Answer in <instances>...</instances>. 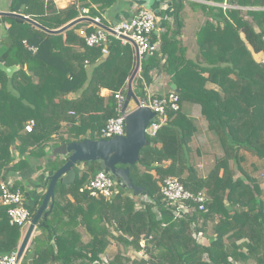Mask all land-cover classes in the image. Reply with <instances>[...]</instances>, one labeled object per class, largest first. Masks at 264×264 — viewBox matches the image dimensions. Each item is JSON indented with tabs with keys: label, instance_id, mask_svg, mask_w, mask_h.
<instances>
[{
	"label": "trees",
	"instance_id": "1",
	"mask_svg": "<svg viewBox=\"0 0 264 264\" xmlns=\"http://www.w3.org/2000/svg\"><path fill=\"white\" fill-rule=\"evenodd\" d=\"M113 3L75 0L58 9L53 0H10L0 3V12L56 31L79 15L95 18ZM227 3L259 9L225 14L217 9L216 24L207 22L197 33L195 57H187L166 33L159 53L142 58L136 97H145L143 79L157 70L179 91V110L166 109L165 122L154 137H146L149 146L129 167V178L145 198L120 188L109 200L89 196L86 185L99 172L98 164H78L72 184H56L53 208L36 224L19 264H264L262 181L253 173L264 174V66L253 58L264 54V0ZM80 29L95 28L81 22L53 34L0 16V63L18 68L10 77L0 70V182L11 179L12 190L23 195L19 176L27 171L45 175L63 164L61 157L52 158L53 148L100 139L101 129L117 114L113 94L133 72L130 45L110 38L105 57L100 48L85 46ZM150 42H156L154 33ZM103 89L107 96H101ZM185 105L199 108L218 149L205 175L198 170L204 155L195 144L198 125ZM29 121L34 125L28 133ZM167 177L193 194L202 192L204 209L189 203L191 214L175 218V206L160 194ZM36 196L28 209L31 219L44 190ZM22 238V230L10 226L0 206V255L16 251ZM111 245L116 251L107 258Z\"/></svg>",
	"mask_w": 264,
	"mask_h": 264
},
{
	"label": "built area",
	"instance_id": "2",
	"mask_svg": "<svg viewBox=\"0 0 264 264\" xmlns=\"http://www.w3.org/2000/svg\"><path fill=\"white\" fill-rule=\"evenodd\" d=\"M93 31L87 32L86 29L78 30V36L83 40L88 48H100L102 53L107 55L108 43L113 38L121 43V45H136L140 58L146 54L156 52L155 45L150 42V36L156 30V16L149 10H139L129 20L121 21L108 28V31L99 27V18H91ZM32 51L35 49L29 48ZM264 66V54L257 61ZM127 91L126 85L113 94L116 101V116L109 119L100 131V139L109 140L116 136H123L125 131V117L131 112L127 107L122 113V107ZM139 102H143V106L149 108L156 116V121L150 123L146 130V137H154L166 120V109L171 111L179 110V100L176 93H169L167 96L160 98H152L148 94L145 97L138 98ZM34 123L29 121L25 127L26 132H31ZM12 180L0 182V206L6 208L10 226H16L21 230L29 225L31 214L25 205V198L20 189L12 190ZM89 196L93 198L103 197L106 200L111 199L117 192L116 183L104 171L97 172L90 178L86 185ZM160 194L164 200L175 206L174 217L181 218L190 215L192 207L189 203L198 206L199 210L204 209L206 201L205 195L200 192L193 194L187 191L183 185L173 177H167L160 186ZM145 198V196L143 197ZM17 251L8 255H0V264H19L17 261Z\"/></svg>",
	"mask_w": 264,
	"mask_h": 264
},
{
	"label": "water",
	"instance_id": "3",
	"mask_svg": "<svg viewBox=\"0 0 264 264\" xmlns=\"http://www.w3.org/2000/svg\"><path fill=\"white\" fill-rule=\"evenodd\" d=\"M0 16H12L19 18L22 21L31 23L36 27L53 34L62 33L81 22H93L90 18L79 17L59 30L49 31L28 17L22 15L0 12ZM115 24L116 23L113 25ZM99 27L108 31V28L102 25H99ZM130 43L134 49L135 65L126 84L127 91L122 107V113L128 107L130 101L135 104V108L125 117L124 135L116 136L109 140H92L88 137L80 142L61 143L59 146L51 150L52 158L57 156L61 157L63 159V164L55 172L45 174L42 183L37 181V184L34 185V189L38 192L44 190V196L18 247L17 261L20 262L23 257L38 221L45 220L52 210L56 184L58 182L63 185L72 184L76 177L74 167L78 164L95 162L98 164L97 170L106 172L107 175H109V177L116 183V188H120L125 192H131L135 196H146L142 188L133 185L131 179L129 178V167L138 162L141 149L149 146L145 130L150 123L156 121V116L149 108L143 106V102L138 101L133 92L132 83L140 68L141 58L136 45L132 42ZM148 56L149 55L146 54L145 59L148 58ZM0 70L10 77L18 70V68L15 66L6 67L0 63ZM170 89L175 91V85L171 84ZM175 93L178 94L179 91L176 90ZM37 199V196L33 198L29 197V200L32 201L31 205H34ZM146 243L147 242L144 244L146 245Z\"/></svg>",
	"mask_w": 264,
	"mask_h": 264
},
{
	"label": "crops",
	"instance_id": "4",
	"mask_svg": "<svg viewBox=\"0 0 264 264\" xmlns=\"http://www.w3.org/2000/svg\"><path fill=\"white\" fill-rule=\"evenodd\" d=\"M53 1L58 9H65L75 2V0ZM0 3L10 4V0H2ZM142 9L149 10L156 16V30L154 32L156 35V42H153V44L156 47L157 53H159L161 46L160 37L167 33L179 42L182 52H184L187 57H195L197 54V46L195 44L197 33L201 26L207 22L216 24L217 17L215 18L213 15L217 13V9H221L223 14H225L228 10L248 11L258 10L259 8L234 6L228 4L227 0H114V3L106 11L100 13L97 18L100 20V25L107 28L114 23L117 24L121 21L129 20L136 12ZM79 17L84 16L79 15ZM242 37L241 35V38ZM258 57H260V55L253 54L255 61H257ZM140 71L141 69L139 68L135 78L141 77ZM148 74L149 77L143 79L146 94L152 98L167 96L170 93L169 90L171 86L169 84V78L164 76L161 70L150 71ZM134 80L132 83L133 90L135 84ZM108 94L109 91L106 89L101 91V96H107ZM185 111L190 118L197 122L199 130L197 139L203 141L204 144L207 143H205L204 139H210L211 137L213 139L212 134L206 131L203 119L199 113V108L197 106L192 107L190 105H185ZM202 137L204 139H201ZM204 144L200 145L203 146ZM211 144L212 148L215 149L213 140H211ZM207 152L208 151L204 152L203 158ZM44 177L45 175H41V173L32 176L31 172L27 171L22 176H19L18 179L22 181V183H26L27 188L31 190L34 189V185L37 184V181L42 183ZM28 197L30 196L28 195ZM33 197H36V195L34 194ZM83 240L87 241L88 237L85 236Z\"/></svg>",
	"mask_w": 264,
	"mask_h": 264
},
{
	"label": "rangeland",
	"instance_id": "5",
	"mask_svg": "<svg viewBox=\"0 0 264 264\" xmlns=\"http://www.w3.org/2000/svg\"><path fill=\"white\" fill-rule=\"evenodd\" d=\"M0 1H2V0H0ZM2 5H3V4H2ZM255 55H256V54H255ZM257 55H260V57L257 58V61H258V60H260L261 57L263 56V53H259V54H257ZM141 61H142V60H141ZM257 61H256V62H257ZM147 77H149V74H147L146 77H145L144 79H146ZM150 79H151V78H150ZM127 81H128V80H127ZM135 82H136V78H135V80H134V83H135ZM126 84H127V82H126ZM126 87H127V85H126ZM139 92H140V91L137 90L136 93H139ZM128 107H129L131 110H133V109L135 108V104H134L132 101H130L129 104H128ZM201 139H204V138L202 137ZM211 140H212V137H211L210 139H209V138L204 139L205 143L207 142V143H206L207 145L204 144L203 141H199V140H197V142H195L196 146H199V148H201L202 152L208 151L207 153H205V157L202 158V159L198 162V168H199L198 170H199V172H200L201 174H203V175L206 174L208 168L212 165L213 158L215 157V155L218 154V151H217L218 149H217V147H215V149L212 148ZM209 142H210V143H209ZM195 144H194V145H195ZM200 144H204V145L201 146ZM205 149H207V150H205ZM202 160H203V161H202ZM253 173L255 174V177H256V178H258V179H260V180L262 181L261 188H262V190H263V200H264V174L262 173V170H259V171H253ZM21 188H22L23 192L25 193V194H24L25 205H26V207H27L29 210H31V209H32V207H31L32 205H31L30 202H29V197H28V195H29L30 197H33V195H34V194L36 195L38 191H37V190H36V192L34 191V193H32L31 195L28 194L27 191H28V192H31L33 189L29 190V189L27 188V186H26V183H22ZM30 201H31V200H30ZM27 228H28V225L25 226V227L22 229V234H23V236H24V234H25ZM209 234H211V229L209 230ZM144 243H145V242H142L141 245L144 246V245H145ZM115 251H116L115 246L111 245V246L108 248V250H107L106 257H107V258L112 257V255H113V253H114ZM132 255H133V254H132ZM140 255H141V253L138 254V257H139ZM134 256H135V255H134Z\"/></svg>",
	"mask_w": 264,
	"mask_h": 264
},
{
	"label": "flooded vegetation",
	"instance_id": "6",
	"mask_svg": "<svg viewBox=\"0 0 264 264\" xmlns=\"http://www.w3.org/2000/svg\"><path fill=\"white\" fill-rule=\"evenodd\" d=\"M29 202H30V204H32V201L29 200Z\"/></svg>",
	"mask_w": 264,
	"mask_h": 264
}]
</instances>
